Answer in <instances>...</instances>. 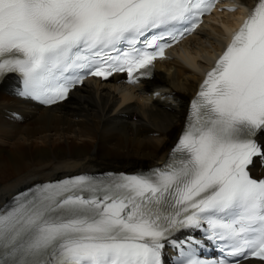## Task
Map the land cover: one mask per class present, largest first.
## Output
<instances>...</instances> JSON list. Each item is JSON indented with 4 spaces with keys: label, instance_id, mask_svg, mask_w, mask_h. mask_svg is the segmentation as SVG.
<instances>
[{
    "label": "snow or ice",
    "instance_id": "6c2138e0",
    "mask_svg": "<svg viewBox=\"0 0 264 264\" xmlns=\"http://www.w3.org/2000/svg\"><path fill=\"white\" fill-rule=\"evenodd\" d=\"M213 7V0H0V81L16 74L17 94L45 105L65 100L87 75L126 73L137 83L171 46L161 41H178L179 26L194 30ZM261 133L264 0L207 73L165 167L81 175L20 194L0 212V264H164L166 244L179 249L175 264H206L192 246L200 241L172 238L188 229L224 242L229 257L264 264V179L249 171L255 157L264 165Z\"/></svg>",
    "mask_w": 264,
    "mask_h": 264
},
{
    "label": "bare ground",
    "instance_id": "6f19581e",
    "mask_svg": "<svg viewBox=\"0 0 264 264\" xmlns=\"http://www.w3.org/2000/svg\"><path fill=\"white\" fill-rule=\"evenodd\" d=\"M239 1L252 9L258 2ZM234 16L223 20L230 24ZM223 38L221 28L203 30L173 60L159 64L150 84L128 87L121 77L114 84L90 81L71 101L52 108L19 97L17 84L7 81L0 89V212L39 185L162 166L184 132L203 72L223 49ZM258 143L264 146V133ZM252 172L264 176L260 158Z\"/></svg>",
    "mask_w": 264,
    "mask_h": 264
}]
</instances>
